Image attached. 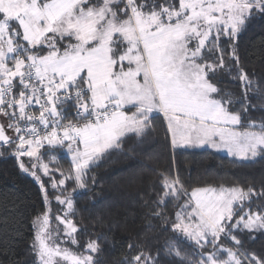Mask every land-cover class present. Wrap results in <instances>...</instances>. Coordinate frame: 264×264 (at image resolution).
Returning <instances> with one entry per match:
<instances>
[{"label": "snow or ice", "instance_id": "6c2138e0", "mask_svg": "<svg viewBox=\"0 0 264 264\" xmlns=\"http://www.w3.org/2000/svg\"><path fill=\"white\" fill-rule=\"evenodd\" d=\"M257 23L264 0H0V156L43 203L16 264H102L119 211L81 224L74 194L95 197L93 172L114 156L132 162L125 191L140 209L125 213L140 227L125 228L117 264H264V182L190 186L152 151L162 126L171 152L264 159V79L239 42Z\"/></svg>", "mask_w": 264, "mask_h": 264}, {"label": "trees", "instance_id": "16d2710c", "mask_svg": "<svg viewBox=\"0 0 264 264\" xmlns=\"http://www.w3.org/2000/svg\"><path fill=\"white\" fill-rule=\"evenodd\" d=\"M239 42L248 71L254 72L256 79H264V25L254 24L241 36ZM224 86L239 90L230 83ZM252 116L259 123L261 113L253 112ZM154 140L158 141L152 150L159 162L158 170L169 169L173 174L178 173L187 185L230 187L255 184L259 188L261 182H264V159L259 157L252 162H240L234 157L209 149L171 152L166 147L162 126ZM3 151L4 148L0 147V152ZM57 160L62 168L69 167L70 156L66 153L60 152ZM131 163L120 156L103 161L93 172L100 182L95 197L82 190L74 194V202L78 207L76 219L81 224L90 226V217L103 209L112 207L119 211L120 227L114 230L115 240L110 239L99 254L102 264H117L122 260L126 250L125 237L128 235L125 228L138 231L140 227L138 218L135 225L131 217H127V222L125 219L126 211H140L139 206L131 201L129 192L125 191L126 177L133 171L129 167ZM42 179L46 180L47 177L42 176ZM50 199L52 210L55 211V200ZM42 208L39 187L34 179L20 172L14 158L0 156V217H7V223L0 227V253L7 252V259L0 255V260L5 261V264H16L18 259L22 262L31 259L27 247L31 239V222ZM83 238L87 239V235ZM262 243L264 240H258L255 246L259 248Z\"/></svg>", "mask_w": 264, "mask_h": 264}, {"label": "rangeland", "instance_id": "374dc122", "mask_svg": "<svg viewBox=\"0 0 264 264\" xmlns=\"http://www.w3.org/2000/svg\"><path fill=\"white\" fill-rule=\"evenodd\" d=\"M218 152H220V153H222V154H225V155H227V153L226 152H224V151H218ZM56 211V210H55ZM55 211H53V212H55Z\"/></svg>", "mask_w": 264, "mask_h": 264}]
</instances>
